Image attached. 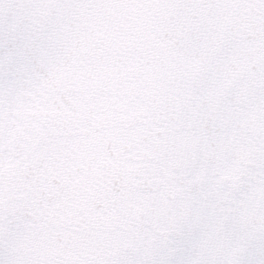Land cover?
Returning <instances> with one entry per match:
<instances>
[{
	"label": "water",
	"instance_id": "95a60500",
	"mask_svg": "<svg viewBox=\"0 0 264 264\" xmlns=\"http://www.w3.org/2000/svg\"><path fill=\"white\" fill-rule=\"evenodd\" d=\"M0 264H264V0H0Z\"/></svg>",
	"mask_w": 264,
	"mask_h": 264
}]
</instances>
